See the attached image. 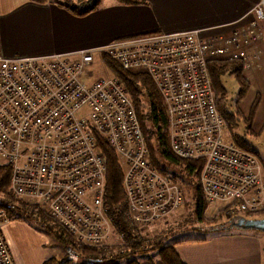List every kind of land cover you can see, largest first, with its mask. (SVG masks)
<instances>
[{
  "label": "built area",
  "instance_id": "obj_1",
  "mask_svg": "<svg viewBox=\"0 0 264 264\" xmlns=\"http://www.w3.org/2000/svg\"><path fill=\"white\" fill-rule=\"evenodd\" d=\"M246 17L227 32L154 34L66 55L0 59V166L10 168L12 195L44 208L77 246H107L111 238L117 240L104 212L105 161L96 149V134L122 167L131 226L147 227L182 208L180 188L148 162L120 82L112 76L80 81L85 65L106 57L123 70L148 75L165 106L171 153L202 162L199 186L208 205H220L224 220L262 211L260 164L255 155L223 138L206 69L209 60L237 61L244 81L255 84L252 70H259L260 52L254 45L261 38L264 0ZM260 78L258 94L264 92V76ZM8 222L0 209V264H13L1 234Z\"/></svg>",
  "mask_w": 264,
  "mask_h": 264
},
{
  "label": "trees",
  "instance_id": "obj_2",
  "mask_svg": "<svg viewBox=\"0 0 264 264\" xmlns=\"http://www.w3.org/2000/svg\"><path fill=\"white\" fill-rule=\"evenodd\" d=\"M29 1L35 4L43 3V0ZM116 1L120 5L139 3V0ZM99 3L100 0H55L53 2L54 5L74 17H83L95 11ZM101 61L111 76L120 82L129 98L150 166L161 176L169 179L171 183L176 184L180 188L181 194L183 189L186 190V193L182 195L183 203L190 202L192 220L195 225L202 227L200 230L212 233L206 231L205 228L225 225L226 223L217 224V220L222 218L219 210L211 218L206 216L209 205L204 201L199 186L202 162L200 160H182L171 153L168 147L165 106L148 75L140 70H123L106 57H102ZM206 69L215 108L224 125V130L226 129L228 133L227 140L239 149L256 156L250 146L233 130L236 128V122L241 120L247 133H251V126L261 97L257 94L253 96L244 116L239 112L237 106L247 96L250 86L245 83L242 77L241 64L232 60H209L206 63ZM225 74L232 76L238 85V90L234 96V108L232 109L227 103L226 90L221 83V77ZM259 134L260 132H257L255 135L258 136ZM94 139L96 149L105 161L104 212L114 233L118 236L116 244L100 247L77 246L72 237L49 217L44 208L12 195L9 188V166H0V209L6 213L9 220L19 219L21 216H25L27 220L33 218L36 225L38 224L37 226L58 243L65 252L77 251L75 256L49 257L41 264H139L149 253H154L162 264H184L174 250V245L178 242L166 244V237L161 235L162 232L159 238L154 237L145 240L137 234L136 228L128 222L126 219V198L122 186V167L104 139L96 134H94ZM261 217H264V210L247 218L260 219ZM228 231L235 230L227 229L224 232Z\"/></svg>",
  "mask_w": 264,
  "mask_h": 264
},
{
  "label": "crops",
  "instance_id": "obj_3",
  "mask_svg": "<svg viewBox=\"0 0 264 264\" xmlns=\"http://www.w3.org/2000/svg\"><path fill=\"white\" fill-rule=\"evenodd\" d=\"M54 1L35 4L29 0H0V59L66 55L154 34L227 32L246 21L258 0H139L134 5L100 0L98 8L83 17L72 16ZM261 33L263 38L264 28ZM263 42L259 43V50ZM261 53L264 57L262 49ZM259 75L264 76V64ZM256 158L259 161L257 154ZM261 172L264 176L262 168ZM208 208L215 215L220 205ZM8 223L1 230L2 237L15 229ZM257 234L236 230L211 233L204 239L182 240L174 245V250L184 264H264L262 238ZM151 254L139 264H162Z\"/></svg>",
  "mask_w": 264,
  "mask_h": 264
},
{
  "label": "rangeland",
  "instance_id": "obj_4",
  "mask_svg": "<svg viewBox=\"0 0 264 264\" xmlns=\"http://www.w3.org/2000/svg\"><path fill=\"white\" fill-rule=\"evenodd\" d=\"M264 28V24H260L258 27V31L260 32V41H258L254 48L260 52L258 59L259 70L254 68L252 72L254 74V85L250 86L249 92L247 96L238 104L237 108L239 112L246 115L248 105L252 100L255 94L261 97V102L256 111L252 126L251 133H247L244 129L242 121L238 120L236 122V128L233 130L235 134L240 136L249 146L250 148L258 155L259 164L264 171V92L258 94L256 89H263L262 79L260 75L257 73H262L264 57L262 56V52L264 54V42L261 43V49L259 50V43L264 40V33L262 38V30ZM257 74V75H256ZM255 75L256 78L255 79ZM111 77L110 72L105 68L101 60L97 58L88 65H85L83 71L80 75V81L83 83H91L97 79H104ZM242 77L244 79V72L242 70ZM249 82V81H248ZM248 82H245L248 85ZM221 83L226 90V99L227 103L230 106V109L234 108V96L238 90V85L230 75H223L221 77ZM249 86V85H248ZM260 132L258 136L255 134ZM228 133L226 129L224 130L223 138L227 140ZM186 193V190L183 189V194ZM185 199V198H184ZM184 204V203H183ZM190 202L187 201L182 208L172 214H169L159 220L156 223H153L147 227L136 228L137 234L143 239H149L154 237H160L162 232V236L165 235V243H175L180 242L186 239H195L200 238L204 239L209 232H204L200 230L202 227L200 225H195L192 220L191 215V207ZM212 208H208L206 210V216L211 218L214 214H212ZM256 217V216H255ZM258 217L260 215L258 214ZM31 220H27L25 216H21L19 219H12L8 223V226H14V231H11L7 236L3 234L4 242L9 250L10 256L14 262V264H39L41 260L46 259L48 257L61 258L64 256H70L68 252L58 245L49 235L44 233L39 226L36 225L33 218ZM126 219L129 222L127 212ZM233 219V218H232ZM249 219V218H245ZM257 219V218H252ZM260 219H264L261 217ZM230 220V219H228ZM228 220H223V218L217 220V224L226 223ZM130 223V222H129ZM198 226V227H197ZM212 227H220L214 225ZM194 228V229H193ZM198 228V229H195ZM206 230V229H205ZM207 231V230H206ZM212 232V231H211ZM217 233V232H212ZM219 233V232H218ZM261 239V249L263 250L264 255V235L261 233L257 234ZM117 241L111 238L110 245L116 244ZM154 254V253H152ZM151 254V255H152ZM155 255V254H154Z\"/></svg>",
  "mask_w": 264,
  "mask_h": 264
},
{
  "label": "water",
  "instance_id": "obj_5",
  "mask_svg": "<svg viewBox=\"0 0 264 264\" xmlns=\"http://www.w3.org/2000/svg\"><path fill=\"white\" fill-rule=\"evenodd\" d=\"M207 231L223 232L227 229H233L239 232H258L264 235V219H245L236 217L230 219L221 227H206Z\"/></svg>",
  "mask_w": 264,
  "mask_h": 264
}]
</instances>
